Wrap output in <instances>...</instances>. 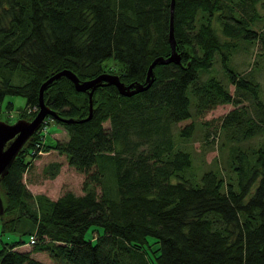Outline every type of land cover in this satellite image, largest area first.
<instances>
[{
	"label": "trees",
	"instance_id": "obj_1",
	"mask_svg": "<svg viewBox=\"0 0 264 264\" xmlns=\"http://www.w3.org/2000/svg\"><path fill=\"white\" fill-rule=\"evenodd\" d=\"M258 3L173 0L171 10V0H0V109L6 95H21L35 108L23 116L32 117L40 83L63 68L80 79L111 71L125 83L143 82L152 59L170 53L171 13L180 55V63L155 64L150 86L130 96L113 84L96 86L89 119H53L65 140L44 141L40 130L26 140L0 181V223L15 230L30 221L33 242L24 251L16 249L24 240L1 247L0 264H47L32 251H45L55 264H264V149L252 160L245 151L233 155L235 182L212 169L195 180L185 174L189 152L175 147L172 133L173 123L191 116L192 103L201 109L243 97L257 119L243 106L230 109L220 123L226 140L245 139L264 125L259 82L229 64L238 39L258 40L264 51V30L252 27L264 17ZM215 55L234 95L215 75L200 79ZM109 57L117 69L104 68ZM43 98L61 116L88 113L87 93L66 76L52 80ZM192 129L188 123L179 135ZM49 149L85 174L83 193L49 200L26 187L30 158ZM58 165L46 167L51 176ZM14 210L16 217L5 215ZM90 225L102 227L95 240L84 236Z\"/></svg>",
	"mask_w": 264,
	"mask_h": 264
},
{
	"label": "rangeland",
	"instance_id": "obj_2",
	"mask_svg": "<svg viewBox=\"0 0 264 264\" xmlns=\"http://www.w3.org/2000/svg\"><path fill=\"white\" fill-rule=\"evenodd\" d=\"M261 1L264 0H259L257 9L264 14V6L261 5ZM252 27L257 30H264V17L259 21H255ZM237 42L238 45L229 58V64L236 71L259 82V98L264 102V51L261 49L260 42L258 40L245 41L242 39H238ZM217 59L218 57L215 55L210 69L205 72L201 71L200 79H204L210 74L215 75L221 84L234 95V85L228 81ZM102 64L107 70L108 67L118 68V62L113 57L104 59ZM9 100L12 101L11 107L6 106V102ZM240 106H243L252 117L257 119L258 114L252 100L243 97L236 104L220 102L201 109H198V107L196 109L192 103L190 108L191 116L172 124L175 147L188 151L190 155L191 164L185 172L187 176L198 180L203 171L212 169L222 176L225 181L231 180L235 182L236 175L231 166L233 155L239 150L241 152L245 151L247 154L246 158L252 160L255 158L256 151L259 148L264 149V125L245 139L234 140L233 142L226 140L225 133L220 127L222 117L230 109L240 108ZM33 110H35L34 107L25 106V98L23 96L6 95L0 109V120L9 123L18 117L30 119L33 116H23V114L25 111L31 112ZM191 122L193 124L191 133L188 136L179 135V129ZM41 124L42 127L37 130H40L42 133L44 141L52 142L54 139L65 140L67 138L64 127L57 124L53 119L44 118ZM103 126L109 127V120L104 121ZM30 160L31 163L23 173L22 180L35 197L42 196L45 199L55 200L66 191H72L75 194L83 193L82 181L85 174L71 166L65 154L58 153L55 149L42 150L37 152V156L30 158ZM52 162L59 163L54 176L49 174L52 169L51 167L46 169L48 164ZM93 168L95 167L93 166ZM254 185H252L250 192L253 191ZM96 190L97 192L100 190L98 185L96 186ZM0 197L3 201L4 198L1 191ZM30 207L32 210L37 207L35 200L30 201ZM18 214V211L14 210L5 215L16 217ZM24 217L26 216H21V218ZM29 222L23 226L24 228H17L15 230L8 229L0 223V248L3 246L7 247L9 243L24 240L26 242L17 245L16 249L21 251L30 250L32 242L29 241L28 233L26 232L27 227L30 225ZM97 230L100 234L102 233L101 226L90 225L85 231V238L95 240ZM31 255L44 263L55 264L45 251H32Z\"/></svg>",
	"mask_w": 264,
	"mask_h": 264
},
{
	"label": "water",
	"instance_id": "obj_3",
	"mask_svg": "<svg viewBox=\"0 0 264 264\" xmlns=\"http://www.w3.org/2000/svg\"><path fill=\"white\" fill-rule=\"evenodd\" d=\"M172 5L173 0H171V10ZM168 39L170 43L169 55H158L152 59L148 65L146 76L143 82L131 81L125 83L119 78L118 74L108 71H102L88 79H80L73 71L66 68L60 69L44 79L38 88V108L32 118L25 119L18 117L16 120L9 123L0 120V181L7 173L8 168L19 149L24 145L26 140L35 131H37L46 115L51 116L52 119H58L65 122H79L87 120L92 114V93L96 86L113 84L119 94L130 96L150 86L154 78L153 67L155 64L168 62L180 63V55L175 49L172 13L170 15ZM60 76H66L73 83L76 91H83L87 93L89 109L86 116L82 118L61 116L56 110L45 103L43 98L44 89L52 80L57 79ZM3 210V201L0 197V214L3 213Z\"/></svg>",
	"mask_w": 264,
	"mask_h": 264
},
{
	"label": "built area",
	"instance_id": "obj_4",
	"mask_svg": "<svg viewBox=\"0 0 264 264\" xmlns=\"http://www.w3.org/2000/svg\"><path fill=\"white\" fill-rule=\"evenodd\" d=\"M29 241H30V242H33V237H32V236L30 237V240H29Z\"/></svg>",
	"mask_w": 264,
	"mask_h": 264
}]
</instances>
